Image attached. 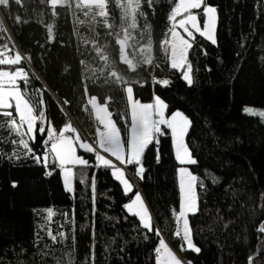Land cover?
Here are the masks:
<instances>
[{
  "label": "trees",
  "instance_id": "16d2710c",
  "mask_svg": "<svg viewBox=\"0 0 264 264\" xmlns=\"http://www.w3.org/2000/svg\"><path fill=\"white\" fill-rule=\"evenodd\" d=\"M206 2L218 7L217 43L213 45L195 35L189 50L194 78L191 87L179 70L170 67L161 47V41L170 35L167 15L175 0H154L153 9L142 4L150 25L145 37L150 33L151 67L140 65L136 72L127 70L126 65L118 62V46L108 49L110 59L116 61L112 66L130 81L139 80L133 84L137 100L151 103L155 96H160L168 103L167 115L181 110L193 120L186 141L198 162L188 168L205 188L197 186L200 211L189 215V221L193 241L201 252L197 254L186 245L181 250L184 242L175 236L173 210L179 211L177 169L181 165L175 160L171 133L166 126L157 135L159 143L154 141L145 150L144 179L134 175V166L128 168L135 182L133 192L127 195L110 171L102 168L85 169L83 182L81 167L75 168L74 193L65 191L58 165L49 162L52 173L46 175L48 169L42 163L23 156L26 150L11 143V139H18L13 134L8 141L0 139V264H57L56 258L67 264V252L71 253L72 264H156L154 247L161 237L192 264H248L249 256L253 257L252 264H264V238H258L264 237L258 233L259 223L264 222V211L259 210L264 202V119L246 113L247 108L264 111V0ZM109 7L112 8L111 3ZM56 11L58 15L53 16L50 6L41 0H24L23 8L13 4L10 13L0 6V13L28 59V63L20 65H0V70L24 67L29 72V85L26 88L20 81L19 87L28 97L36 96V89L47 85L51 92L43 93V108L57 132L62 123L70 121L81 138L90 142L95 128L89 105L84 110L88 96L96 95L101 103L112 97L107 101L109 110L126 138L130 116L125 114L124 86L86 79L90 76L87 69L95 67L97 61L86 51L91 45H85L81 36L91 38L92 33L87 31V24L74 22V9L58 6ZM17 14L21 16L20 22L14 19ZM114 16L119 23V9L114 10ZM80 19L88 18L80 15ZM200 21L203 26L202 12ZM144 23L145 18L139 17V28ZM46 25H52L51 40ZM103 40L101 37L100 42ZM81 59L86 61L85 65L80 64ZM159 79H168L170 83L164 86L156 82ZM85 84L87 95L83 90ZM64 99L70 103L62 105V113ZM6 135L7 131L0 128V136ZM29 146L43 159L39 134L35 141L29 140ZM14 149L21 154L20 160L3 155ZM77 154L94 160L93 154L80 148ZM13 181L17 182L16 187L12 186ZM139 190L152 214L153 232L143 229L138 218L122 207ZM252 208L258 210L253 213ZM49 209L53 213L51 219ZM220 216L223 221L218 219ZM68 219L74 223L68 224ZM227 221L231 222L225 229L223 223ZM45 227L51 228L53 234L68 232V239L54 244ZM157 228L160 237L155 235ZM145 234L148 239H144Z\"/></svg>",
  "mask_w": 264,
  "mask_h": 264
},
{
  "label": "snow or ice",
  "instance_id": "6c2138e0",
  "mask_svg": "<svg viewBox=\"0 0 264 264\" xmlns=\"http://www.w3.org/2000/svg\"><path fill=\"white\" fill-rule=\"evenodd\" d=\"M41 3H47L50 6L53 16L58 15L56 11L58 6L67 10L74 9V22L81 25L87 24V31L92 33V37L81 36V39L85 45H91V48L86 49V51L94 57L97 65L87 69L90 76L86 79H91L94 82L101 81L103 84L116 83L124 86L123 93L126 95L125 114L130 116V126L126 129L127 137L122 138L121 128L118 127L117 121L113 119V114L109 110L107 101L112 99L110 96L105 98L104 103H101L96 95H90L87 104L84 106V110L87 111V105H91L95 120L102 126L96 129L94 144L82 139L80 133L70 121L62 123V127L57 132L56 127L45 115L43 108V93L45 91L50 93L51 90L47 88V85H44L42 89H36V96L34 97H28L27 93H22L18 81H23L27 88L29 85V72L24 67H17L13 71L0 70V116L4 118L0 120V128L5 129L8 133L6 136H0V139L8 141L15 134L18 139H11V143L21 145L26 150L23 156H31L36 163H42L45 169H48L49 156L51 155L53 163L57 164L60 169L63 187L69 193H74L75 190L74 169L81 166V182H83L85 169L102 168L110 171L111 177L118 182L123 193L127 195L134 188V183L126 175L127 166L133 165L134 175L141 180L144 179L146 168L143 157L145 150L154 141L157 144L159 143L156 139L157 134H162V125L166 126V129L171 131L175 160L181 165L177 169L179 211L173 210L176 221L175 236L181 237L184 242L181 245V250L186 245L187 249L199 254L201 248L193 241L189 215H195L200 211L197 186L199 184L200 188H205V185L188 167H184V165H192L198 162L186 141V137L193 126V120L181 110H174L166 115L168 103L160 96H155L154 101L151 103H142L137 100L134 96L133 84L138 83L139 80L130 81L127 75L121 74L113 67L112 65L116 61L110 59L108 52L110 46H118V48H115L118 62L126 65L127 70L132 72H136L140 65L149 67L153 65L150 33L147 38L145 37V32L150 28V25L147 23V14L143 10L142 4H146L148 8L153 9L154 0H41ZM110 3L112 4L111 9L109 7ZM13 4L23 8L24 0H0V6L9 13ZM115 9H119V23H117V17L114 16ZM193 9L202 10L203 27H201L198 13H194ZM77 11L79 15H77ZM80 15L88 19H80ZM139 17L145 18L142 28L138 26ZM14 19L20 22L21 16L17 14ZM167 20L170 22L167 34L170 35H166L161 41V47L167 54L170 67L179 70L182 79L191 87L194 78L192 63L189 60V50L195 42L194 32L211 41L213 45L217 43L215 32L219 20L218 7L207 3L206 0H175L174 6L170 8L167 15ZM0 25H2V21H0ZM46 27L48 38L51 40L53 39L52 25H46ZM98 28H102L103 31H98ZM178 29H182L187 38L181 35ZM101 37H104L103 43L100 42ZM109 37L112 39L109 40ZM10 52L11 49H8L7 44L0 46V65H19L25 58L18 50L14 54H8ZM80 64L85 65L86 61L81 59ZM156 67H159V65H156ZM156 82L164 86L170 83L168 79H159ZM83 90L87 95V84L84 85ZM60 103L58 101V104ZM69 103L68 99L62 101L60 107L62 113L64 112L62 105ZM10 109H14L15 115ZM246 111L251 112L252 110L246 109ZM260 115L264 116V112ZM37 121L40 122L38 129ZM45 123L48 125L46 134ZM125 124H128L127 120H125ZM66 133H71V135H66ZM38 134L43 146V159L29 146V140L35 141ZM77 146L85 153L93 154L94 160L90 161L83 155H78ZM3 155H6L10 160L13 158L20 160L22 158L21 154L15 149L11 153ZM111 158H114L118 163H115ZM159 160V150L157 149V163H159ZM51 173L52 170L48 169L45 174L51 175ZM95 183V176H93L91 181L93 200L95 198ZM12 186L16 187L17 182L13 181ZM228 187H231V185ZM233 195H235V192H233ZM122 207L128 214L138 218L143 229L153 232L152 214L149 212L148 206L139 191H136L134 198H130L129 202L124 203ZM257 210L256 208L250 209L253 213ZM259 210L264 211V202L259 205ZM52 215V210L49 209L48 219H51ZM63 215L67 217L68 214L63 213ZM218 219L223 221L222 216ZM230 222H224L223 227L227 229ZM67 223L73 224L74 220L68 219ZM60 228L63 229L64 225L61 224ZM44 230L54 244L63 243L68 239L69 233L66 231H58L53 234L51 228L45 227ZM258 233L264 234V222L259 223ZM36 235L37 240H39V233ZM155 235L160 237L158 228L155 229ZM72 239L74 242V233ZM144 239H148L146 234ZM48 247V245H45V248ZM22 251L25 250L22 249ZM154 252L156 254V264H183L162 237L159 238L158 245L154 247ZM65 255L69 257L67 264H72L71 253L67 252ZM56 260L57 264H63L61 258H56ZM261 260L264 261V254L261 255ZM252 261L253 257L249 256L248 264H252ZM187 264H192V261L188 260Z\"/></svg>",
  "mask_w": 264,
  "mask_h": 264
},
{
  "label": "built area",
  "instance_id": "2783aa9c",
  "mask_svg": "<svg viewBox=\"0 0 264 264\" xmlns=\"http://www.w3.org/2000/svg\"><path fill=\"white\" fill-rule=\"evenodd\" d=\"M0 16L2 18V25H0V46H3L5 44L8 45V49H11V52L8 54H14L15 51H20L21 54L25 57L21 62H26L28 63V59L26 58V56L22 53V51L20 50L17 42L15 41V38L9 28V26L7 25V23L5 22L2 14L0 13ZM10 37V39H9ZM19 64V65H20ZM158 140V138H157ZM126 172L130 174V172L128 171V168H126ZM131 175V174H130ZM131 177L133 178V176L131 175ZM134 179V178H133ZM135 180V179H134ZM154 257L156 258V254L154 252Z\"/></svg>",
  "mask_w": 264,
  "mask_h": 264
},
{
  "label": "rangeland",
  "instance_id": "374dc122",
  "mask_svg": "<svg viewBox=\"0 0 264 264\" xmlns=\"http://www.w3.org/2000/svg\"><path fill=\"white\" fill-rule=\"evenodd\" d=\"M194 13H198V15H199V17H200V13L202 12V10H198V9H193L192 10ZM177 19H179V17H177ZM201 27H203L202 25H201ZM178 31H180L181 32V35H184L185 36V38H187V36H186V34L183 32V30L182 29H178ZM216 33V32H215ZM196 34H198V33H195L194 32V36L196 35ZM170 62V61H169ZM5 71H8V70H5ZM19 82L20 81H18V84H19ZM6 87H7V85H6ZM247 109H250V110H252L251 112L250 111H246V113L247 114H249V115H254V116H261L260 115V113H262V112H264V111H262V110H256V109H252V108H247ZM10 110H12V111H14V109H10ZM166 115H167V110H166ZM262 117V119H264V116H261ZM40 123H39V121H37V125H39ZM98 127V126H97ZM162 127H165L164 125H162L161 126V129H162ZM97 129V128H96ZM170 133H171V131H170ZM66 135H71V133H66ZM158 135V134H157ZM121 136H122V138H125L123 135H122V133H121ZM95 136H94V138H93V140H92V142L91 143H93L94 144V141H95ZM156 139H157V137H156ZM95 146V145H94ZM78 146H77V151H78ZM118 163V162H117ZM129 166H133V165H129ZM185 166V165H184ZM189 166V165H188ZM77 167H79V166H77ZM76 167V168H77ZM129 171V170H128ZM75 172V171H74ZM126 175L128 176V178L134 183L135 182V180L131 177V175L129 174V173H127L126 172ZM133 190H134V188H133ZM133 192V191H132ZM132 192H130V193H132ZM129 193V194H130ZM191 215V214H190Z\"/></svg>",
  "mask_w": 264,
  "mask_h": 264
},
{
  "label": "crops",
  "instance_id": "0c3cea01",
  "mask_svg": "<svg viewBox=\"0 0 264 264\" xmlns=\"http://www.w3.org/2000/svg\"><path fill=\"white\" fill-rule=\"evenodd\" d=\"M89 108H90V110H91V113H92V118H93V123H94V128H95V133H94V136H95V138H96V128H97V126L98 127H102V126H100L99 124H98V122L95 120V115H94V113L92 112V109H91V105H89ZM18 119V118H17ZM40 123V122H39ZM47 127H48V125H47V123H45V132H47ZM39 128V125H37V129ZM86 140H87V142H89V143H91L90 142V140L89 139H87L86 138ZM151 144H149L148 146H147V148L150 146ZM146 148V149H147ZM105 155H107V154H105ZM111 159H113V161L115 162V163H117L116 161H115V159L114 158H111ZM49 162H53V160H52V157H51V155L49 156ZM79 167H81V166H79ZM130 166L128 165L127 166V168H129ZM184 167H188V165H185ZM75 171V170H74ZM139 192H140V194L142 195V193H141V191L139 190ZM129 194V193H128ZM142 197H143V195H142ZM134 198V197H133ZM143 199H144V197H143ZM144 201H145V199H144ZM145 203H146V201H145ZM147 204V203H146ZM148 206V205H147ZM148 209H149V207H148ZM149 212H150V210H149ZM151 213V212H150ZM152 221H153V217H152ZM165 242H166V240H165ZM168 245H169V243L168 242H166ZM169 247L173 250V252L177 255V257L178 258H180L181 259V261L183 262V264H187V262L183 259V257L179 254V253H177L170 245H169ZM187 247V246H186Z\"/></svg>",
  "mask_w": 264,
  "mask_h": 264
}]
</instances>
